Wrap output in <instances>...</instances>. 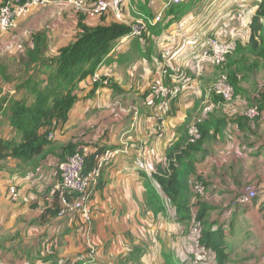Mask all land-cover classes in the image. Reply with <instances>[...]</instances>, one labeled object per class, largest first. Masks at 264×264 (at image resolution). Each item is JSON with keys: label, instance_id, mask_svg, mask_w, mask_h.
<instances>
[{"label": "crops", "instance_id": "obj_1", "mask_svg": "<svg viewBox=\"0 0 264 264\" xmlns=\"http://www.w3.org/2000/svg\"><path fill=\"white\" fill-rule=\"evenodd\" d=\"M86 1L89 4L91 0ZM141 1L145 3V0ZM148 2L150 16H145L137 8L136 1L135 6L130 2L124 8L123 21L114 19L113 13L107 20V23L133 24L140 18L153 22L158 15L163 16L160 22L152 25L154 30H148L147 43L141 37L122 40L115 46L112 57L97 71L100 77L114 80L123 92L118 94L105 86L90 96L94 81L93 77L88 78L79 86V100L71 111L65 131L56 135L62 144L71 141L84 143L87 151L93 152L96 144L121 151L103 172L104 188L93 191L90 201L93 213L91 226L85 224L81 215L47 217L45 223L42 222L44 211L55 203L52 199L55 196H51L53 189L48 190L50 195L45 190L59 181V175L57 179L55 169L49 164L29 175L0 172V228H4L0 234V261L3 264H27L25 259L32 249L37 258L42 251L53 253L56 250L59 260L84 259L85 264H133L128 258L133 257L139 248L144 250L136 258L140 264H165L164 255L171 253L182 259L191 250L192 221H180L171 205L158 214L153 208L147 207V185H157L153 175L160 166L165 165L168 148L182 136L181 127L191 122L198 112L205 100L204 94L216 80L217 72L213 75L208 68L198 71V57H193L192 63L186 62V66L195 74L193 84L173 102L168 116L156 119L158 103L151 95L150 86L160 72V55L164 48L161 50L159 44L165 45L166 41L171 43L166 46H172L171 61L185 72L184 66L179 63L180 59L194 54L201 47L200 53L208 35L221 38L229 35L236 42L242 36L240 31L247 29L246 36H242L246 40L259 3L249 12L247 23L242 29L238 26L229 31L235 25L226 22L223 26L227 31L223 30L220 23H215L218 18L213 19L214 13L209 11L198 18L194 11L200 9L201 1L197 0L170 28L156 31L155 26L159 24L162 28L172 18L169 14L172 6L183 3L174 4L172 0ZM185 2L187 4L189 0ZM245 9L248 7L245 6ZM39 10L35 9L30 15L39 13ZM100 21L99 18L87 20L92 26L98 25ZM204 21L205 26L201 25ZM54 34L48 35L51 54L63 47L58 45V40L59 43L62 41L60 33ZM57 36L59 39H54ZM201 38L203 44L199 46ZM149 41L155 43L156 52L151 55V62L144 59L141 53L150 47ZM15 45L18 46L17 43ZM18 47L14 52L21 49ZM263 83L264 69L244 84L241 102L232 104L231 109L216 111L218 114L223 113L230 122L221 134L213 135L204 144L203 152L196 156L197 171L193 180L202 182L207 190L202 196L193 191L192 217L193 214L197 216L194 205L198 200L195 197L202 199L209 207L204 216L206 228L216 231L222 228L225 233L228 254L226 264H264V111L258 120L250 121V129L239 127L235 121L243 117L240 113L256 99ZM4 90L12 96H18L12 87L4 86ZM14 134L9 121L0 115V136L7 138ZM17 176L27 177L18 181L21 200L12 203L8 197V185ZM249 183L259 189L258 198L246 206H233L235 198L245 191ZM18 249L26 252L17 254ZM35 262L43 264L39 260Z\"/></svg>", "mask_w": 264, "mask_h": 264}, {"label": "trees", "instance_id": "obj_2", "mask_svg": "<svg viewBox=\"0 0 264 264\" xmlns=\"http://www.w3.org/2000/svg\"><path fill=\"white\" fill-rule=\"evenodd\" d=\"M91 1L89 3H92ZM136 1H138L137 8L145 16H150L148 9L150 0H145L144 4L141 0H131L134 6ZM195 3L197 0H189L187 4L172 6L169 11L172 18L165 22L162 28L159 24L155 26L156 31L170 28ZM258 3V9L251 20L247 39L244 40L240 37L236 41V51L228 56L227 62L220 67H214L217 70L216 76L220 73L227 74L237 96H243L244 84L264 69V0H260ZM109 17V14L102 15L99 17L100 23L92 26L87 22L90 18L81 13L77 18L76 34L66 46L59 48L57 53L51 54L49 36L46 31H40L31 36L24 53L17 60L20 65L18 69V65L12 66L0 62V115L9 121L12 131L15 133L13 137L0 136V172H8L10 175H29L42 170L49 164L55 169L58 179L59 173L56 164L66 160L69 156L83 154L85 157L84 174H89L97 168L100 157L112 149L96 144L92 152L84 148V143L71 141L68 144H62L58 138H50L51 134H62L65 131L70 121L71 111L79 100L80 84L88 78H92L112 57L111 54L115 50V46L130 34L131 27L128 22L107 23ZM143 20L148 22V19ZM149 29L154 30V27L149 25ZM146 35L147 33L141 38L147 43ZM137 42L139 43L138 40ZM149 43L150 47L147 51L141 53L144 59L151 62V55L156 52L155 43L152 41ZM165 49L161 52V60ZM138 50L142 51L143 49ZM106 79L107 77H101L99 82L94 83V88L89 95L94 96L100 87L105 86L113 89L115 93L123 92L114 80H110L105 85L103 82ZM2 84L12 87L18 96L15 97L10 92H5ZM258 92L255 102L260 106L262 115L264 91ZM219 99L216 97L215 101ZM216 111L206 116L199 124L202 137L196 144L189 143L190 121H188L181 127L182 136L168 148L165 165L160 166L153 175V180L157 185H147V207L153 208L157 214L171 205L180 221H192V198L196 182L193 177L196 176V161H198L196 156L203 152L204 144L213 138V135L221 134L230 122L223 113L218 114ZM259 118L250 120L238 117L235 121L237 120L239 127L246 126L250 129V121L254 122ZM103 172L97 184L89 189L88 193L90 191L93 193L96 188L98 190L104 188ZM60 180L59 175L58 182ZM12 185H16L20 192V201L22 193L19 184L10 182L8 194ZM54 186L55 184H52L51 187L46 188L45 193L49 189L51 191ZM50 191L47 192L48 195H50ZM51 196H55L52 198L55 203L44 211L42 217L44 223L47 217L58 218L62 208L58 195ZM163 196L166 199L165 202H163ZM9 200L12 203L19 202H14L10 198ZM194 208L196 209V218L203 223L202 242L212 251L218 264H226L228 254L223 229L220 228L216 231L210 227L206 228L204 216L209 207L202 202V199L197 201ZM79 215L81 214L76 213L73 216L78 217ZM143 251L140 248L136 249L134 256L128 258L129 262L140 264L136 258L143 254ZM25 252L17 250V254ZM31 252H28V258L25 259L27 264H36L35 260H39L43 264H85L86 262L84 259L59 260L56 250L53 253L42 251L38 258L33 254V249ZM190 258V251L182 259L171 253L164 255L165 264H186ZM1 259L2 257H0ZM0 264L3 262L0 261Z\"/></svg>", "mask_w": 264, "mask_h": 264}, {"label": "built area", "instance_id": "obj_3", "mask_svg": "<svg viewBox=\"0 0 264 264\" xmlns=\"http://www.w3.org/2000/svg\"><path fill=\"white\" fill-rule=\"evenodd\" d=\"M52 0H0V31L15 27L22 19L29 16L35 9L47 6ZM68 3L80 13L88 18H99L102 15L113 13L118 21H123L124 8L130 4L131 0H95L87 3L85 0H67ZM174 4H181L185 0H172ZM162 14L158 15L152 22L137 21L130 24V34L123 39L142 37L149 30V25H155L162 20ZM146 20V19H145ZM237 43L234 39L223 41L219 38H207L204 48L198 57V71L204 70L207 65L220 67L227 62L228 56L235 52ZM173 49L166 47L162 54L160 72L154 77L150 91L152 97L157 101L158 106L155 117L162 118L168 116L172 111V104L179 99L194 82L191 75H187L181 66H175L171 59ZM101 80L96 73L93 76L94 83ZM110 78L103 83L107 85ZM260 91H264V83L260 86ZM235 88L230 83L227 74L220 73L216 80L208 87L205 93V100L198 110L197 115L189 124V143L196 144L202 137L199 124L209 114L214 113L220 107L231 109V104L235 98ZM220 98L215 101V98ZM235 104V103H233ZM243 117L255 120L261 116L260 106L254 103L244 112ZM163 130L161 125L160 131ZM57 133L51 134L50 138L56 137ZM121 154L120 150H109L105 152L98 161L97 168L89 174H84L85 157L83 154L69 156L64 161L56 164L57 171L61 177L52 189V195H58L61 211L59 216L66 217L80 213L85 224L91 226L92 210L90 201L92 192L88 193L97 184L102 172L110 166ZM194 191L198 196L205 195L206 190L202 182H196ZM9 198L17 202L20 199V192L16 185L9 188ZM259 196V189L254 185H249L245 191L239 194L233 201V206H246L251 204ZM203 223L193 214L191 222L192 247L191 258L186 264H218L212 251L202 242ZM92 254V252H91Z\"/></svg>", "mask_w": 264, "mask_h": 264}, {"label": "rangeland", "instance_id": "obj_4", "mask_svg": "<svg viewBox=\"0 0 264 264\" xmlns=\"http://www.w3.org/2000/svg\"><path fill=\"white\" fill-rule=\"evenodd\" d=\"M200 1H201L200 9H196L194 11L195 15H197L198 18H202V16L205 15L207 11H209L210 13H214V15L212 16L213 19L218 18L215 23H220L221 26L223 27L222 29L226 31H227V28L223 26V23H226V22H230V25L231 23L235 25V27L232 25L233 27L229 28V31L233 30L234 28L237 29L238 26L241 27L240 29H242L243 28L242 26H244L245 23H247V20L249 18L248 16L249 12L254 7H256L258 4V0H200ZM245 6L248 7L247 10L245 9ZM39 13H41V16ZM39 13H34L32 14L33 16L29 15L26 18L22 19L23 21L27 20L23 24H20L23 22L21 20L15 27L8 29V30L0 31V62L1 63L5 62V63L11 64L12 66H14L17 63V60L20 58V56L24 53L25 47L31 40V35L35 32L36 33L39 32V30L46 31L47 35L51 34L52 36L54 33L59 32L61 35L62 41L59 43V40H58L59 36H57L54 39L58 40V45L60 47V45L61 46L62 45L64 46V44L66 45L70 41V39L73 37L74 33L76 32V29H78L77 18L78 16H80L81 13L75 10L68 3L67 0H52L47 6L40 8ZM108 14L110 15L112 13H108ZM143 19H146V18H140L139 21H142ZM28 21L29 23H27ZM201 25L205 26L206 21L201 23ZM240 33H242L241 34L242 36H246L247 29H245L244 32L240 31ZM209 37H215V36L208 35V38ZM225 37L226 38L220 37L219 39L223 41H230L233 38V37H229V35H226ZM166 42L167 44L165 45H162V43L159 44L160 47L162 46L161 50L162 48H165L166 46H170L171 43L169 44L168 41ZM15 43H17V45L21 47V49L17 52H14V49L18 50L19 47L16 46ZM202 44H203V39L201 38L199 46H201ZM195 48H196V44L194 45V49ZM200 49L201 47L198 48L194 54L192 53L189 55H185L184 57H182L184 59H180L179 61V63H181L184 66L186 74L191 75L193 78L195 74L190 70V68L186 66L185 63L194 62L193 57H199L201 53V52L199 53ZM159 51L160 50H158L157 55L160 54ZM19 67L20 65L17 66V69ZM212 67L213 66L209 64L207 65L206 68L211 69L212 74L215 75V72H217V70L214 71L215 68H212ZM8 91H10V89H8ZM241 100H242L241 95L237 96V94H235V98L232 104L233 103L237 104L241 102ZM255 101L256 99L254 101H251L249 105L257 103ZM245 110H243L242 112H244ZM197 113L198 112H196V114L192 117V119L197 115ZM26 177L27 176H17L11 179L9 182L18 184L19 183L18 181ZM250 184L254 185L252 183H249V185ZM204 187H205V190H207V187L206 186ZM195 199L199 200V198H196V197ZM1 229H4V228H0V234L4 232Z\"/></svg>", "mask_w": 264, "mask_h": 264}, {"label": "clouds", "instance_id": "obj_5", "mask_svg": "<svg viewBox=\"0 0 264 264\" xmlns=\"http://www.w3.org/2000/svg\"><path fill=\"white\" fill-rule=\"evenodd\" d=\"M263 26H264V21H263Z\"/></svg>", "mask_w": 264, "mask_h": 264}]
</instances>
